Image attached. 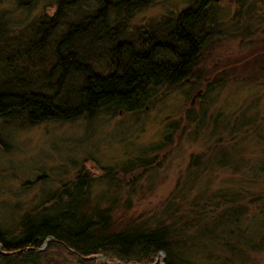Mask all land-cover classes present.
Returning <instances> with one entry per match:
<instances>
[{"label":"trees","instance_id":"1","mask_svg":"<svg viewBox=\"0 0 264 264\" xmlns=\"http://www.w3.org/2000/svg\"><path fill=\"white\" fill-rule=\"evenodd\" d=\"M15 2L17 8L24 9L38 4L37 0ZM151 3L56 0L52 13L42 10L30 21L17 24L0 10V122L24 128L47 121H91L101 112H137L157 96L159 88L175 89L181 84L202 86L197 97L211 107L214 91L238 67L224 69L218 79H209V72L197 68L199 56L213 39L217 25L215 0H195L175 17L165 16L161 25L182 23L183 43L177 49L172 44L176 43V33L172 40L164 35L165 30H159L163 31L159 40L166 43L160 50L150 47L147 51V28L131 33L128 22ZM51 4L48 2L44 8ZM108 17L114 22L111 26ZM95 28L93 41L97 46L93 48L98 49L84 53L80 41ZM187 38L198 40L195 48ZM257 61L264 63V52L243 63L237 72L248 70ZM257 72H264V66ZM203 113L195 119L188 111V121H204L207 116ZM218 118L224 119L225 115L214 117L213 127L219 124ZM261 121L264 123V116L258 118V124L233 120L228 132L230 141L237 144L242 137H234L235 133L247 128L263 140L264 129L258 126ZM220 140L216 148L221 146ZM225 155L213 153L218 165L233 171L258 168L253 182L264 175V160L259 156L257 164L243 162L238 168L224 161ZM196 159H191L190 167L196 166ZM152 165L149 159L137 157L119 166L102 167L96 173L81 164L57 187L36 194L37 201L28 207L19 209L21 206L16 205L12 206L13 212L8 213V207L0 211V264H202L195 259L196 250L207 245L200 242L201 235L231 249L227 255L209 253L211 264H264V258H255L264 247V190L257 194L246 189H217L201 203L196 198L173 195L160 210L146 217H115L122 200V186L115 177ZM97 181L114 184L115 195H94L93 184ZM245 195L251 198L247 203L242 201ZM179 197L184 198L182 204ZM256 218L259 221L254 227L252 221ZM47 237L52 239L44 246ZM237 248L240 250L234 251ZM99 255L104 259L95 257Z\"/></svg>","mask_w":264,"mask_h":264},{"label":"rangeland","instance_id":"2","mask_svg":"<svg viewBox=\"0 0 264 264\" xmlns=\"http://www.w3.org/2000/svg\"><path fill=\"white\" fill-rule=\"evenodd\" d=\"M37 1V5L24 9L17 8L15 0H0V10L14 24L28 22L42 10L48 13L55 10L56 0ZM48 2L52 4L45 9ZM194 2L152 0L148 7L131 17L128 30L132 33L147 25L159 24L165 16L175 17L182 7ZM213 5L218 15L217 25L213 39L199 56L197 68L206 74L209 72V79H218L224 69L238 67L236 72H229L227 81H222L223 85L214 91L211 107L207 108L202 98L197 97L196 92L202 90V86L181 84L175 89L159 88L157 96L137 112L111 115L101 112L91 121H47L24 128L0 122V211L8 207L7 212H13L12 206L16 205L21 206L19 209L28 207L37 201L42 190L57 187L81 164L99 173L102 167L119 166L137 157H145L153 165L115 177L116 183L122 186V200L114 212L118 219L146 217L160 210L173 195L187 200L196 198L201 203L217 189L222 192L246 189L248 193L257 194L263 191V174L251 181L258 168L233 171L218 165L213 153H226L224 161L237 164L238 168L243 162L257 164L258 156L264 160V139L251 135L250 128L235 133L234 137L242 138L234 145L228 133L233 120L257 121L258 124V118L264 116V72H257L264 63L257 61L250 64L248 70L237 72L243 68V63L264 52V0H216ZM113 24L110 20V26ZM96 34L95 28L80 41L84 53L98 49L93 48L97 46L93 41ZM252 75L256 79L251 78ZM249 77L252 80H246ZM188 111L195 119L203 111L207 117L202 122H189ZM223 114L225 118H218L219 124L213 127L214 117ZM258 126L262 131L263 121ZM219 139L221 146L216 148ZM193 157H197L196 166L190 167ZM94 189L92 193L103 198L115 195L114 184L109 181H97ZM126 190L131 192L125 194ZM183 199L179 197L178 202L182 204ZM249 199L245 195L242 201L247 203ZM258 221V218L252 221L254 227ZM212 239L202 235L199 238L207 244L196 250L195 259L202 264H211L207 258L209 253L227 255L231 250ZM210 245L213 246L210 248ZM259 257L262 261L264 247L255 255Z\"/></svg>","mask_w":264,"mask_h":264},{"label":"flooded vegetation","instance_id":"3","mask_svg":"<svg viewBox=\"0 0 264 264\" xmlns=\"http://www.w3.org/2000/svg\"><path fill=\"white\" fill-rule=\"evenodd\" d=\"M150 1V0H147V2ZM216 1V0H215ZM148 7V6H147ZM186 8H189L188 6H185V7H182L180 11L186 9ZM179 11V12H180ZM178 12V13H179ZM182 23L176 21L173 23L172 22H167L165 25H161V23H157L156 26L158 27H155V25H147V51L148 49L151 47L152 49H158L159 47V50L162 48V44L166 43V42H161L159 40V37L158 36H161L162 35V32H158L159 30H165V34L164 35H168L167 37H170V39L174 40V38H171L173 35V33L175 34V39H176V43L175 42H172V44H176V48L178 49L180 46V44L183 43V37L181 36V32L183 30V27L181 25ZM175 30V32H174ZM197 34V33H196ZM198 35V34H197ZM179 36V37H178ZM188 40V43H192L194 48L196 47V43L198 42V40L196 38H187ZM180 43V44H179ZM189 47V46H188ZM155 49V50H156ZM164 61V60H162ZM162 61H160V63H162Z\"/></svg>","mask_w":264,"mask_h":264},{"label":"water","instance_id":"4","mask_svg":"<svg viewBox=\"0 0 264 264\" xmlns=\"http://www.w3.org/2000/svg\"><path fill=\"white\" fill-rule=\"evenodd\" d=\"M200 91H201V90H198V91L196 92V94L200 93ZM192 101H193V99H192ZM192 101H191V102H192ZM51 239H52V237H47L46 240H45L44 246L46 245V241L51 240ZM159 255H160L161 258H164V256H165V254H164L163 251H160V252H159ZM95 257H99V258H101V259H104V257H103L102 255L95 256ZM107 263H108V264H120L119 261L107 262ZM159 263H160V262H159Z\"/></svg>","mask_w":264,"mask_h":264}]
</instances>
